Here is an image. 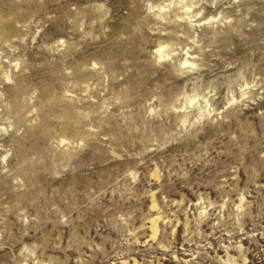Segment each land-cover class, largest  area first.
I'll use <instances>...</instances> for the list:
<instances>
[{
    "label": "rangeland",
    "instance_id": "1",
    "mask_svg": "<svg viewBox=\"0 0 264 264\" xmlns=\"http://www.w3.org/2000/svg\"><path fill=\"white\" fill-rule=\"evenodd\" d=\"M0 264H264V0H0Z\"/></svg>",
    "mask_w": 264,
    "mask_h": 264
},
{
    "label": "bare ground",
    "instance_id": "2",
    "mask_svg": "<svg viewBox=\"0 0 264 264\" xmlns=\"http://www.w3.org/2000/svg\"><path fill=\"white\" fill-rule=\"evenodd\" d=\"M158 51V50H157ZM159 52V51H158Z\"/></svg>",
    "mask_w": 264,
    "mask_h": 264
}]
</instances>
